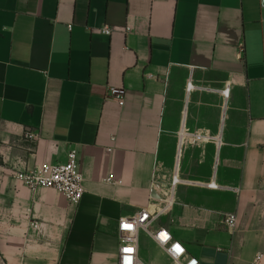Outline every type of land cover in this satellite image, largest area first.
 <instances>
[{
	"label": "crops",
	"instance_id": "1",
	"mask_svg": "<svg viewBox=\"0 0 264 264\" xmlns=\"http://www.w3.org/2000/svg\"><path fill=\"white\" fill-rule=\"evenodd\" d=\"M70 149L77 203L12 176ZM173 170L155 225L201 264H264L261 0H0V264H116L119 219ZM137 257L166 259L144 231Z\"/></svg>",
	"mask_w": 264,
	"mask_h": 264
},
{
	"label": "built area",
	"instance_id": "2",
	"mask_svg": "<svg viewBox=\"0 0 264 264\" xmlns=\"http://www.w3.org/2000/svg\"><path fill=\"white\" fill-rule=\"evenodd\" d=\"M101 32L108 35L110 28L101 27ZM124 89L108 87L106 95L114 99L117 104L122 105L124 99ZM222 94L226 96L228 89H224ZM28 137H33L31 133ZM12 176L25 187L34 190L37 188L52 189L67 199L70 203H77L83 192L82 176L78 170V159L75 149H70L67 158L63 162L43 163L35 165L28 170H13ZM180 179L176 171L173 170L169 182L164 185L155 179L152 174L148 185V197L152 204L148 207L140 208L133 217L120 218L117 223L118 238L120 244L117 250L116 264H143L137 257V242L139 231H144L150 239L161 249L170 264H201L200 260L190 254L185 244L176 239L172 233L164 226L155 222L170 207L174 187ZM106 183H120L112 173L104 178ZM209 189L222 188L213 179L207 181L194 182ZM223 224L229 230H233L236 224L234 216H224ZM32 226H35L33 223ZM151 226H154L151 231ZM130 250V251H126Z\"/></svg>",
	"mask_w": 264,
	"mask_h": 264
},
{
	"label": "rangeland",
	"instance_id": "3",
	"mask_svg": "<svg viewBox=\"0 0 264 264\" xmlns=\"http://www.w3.org/2000/svg\"><path fill=\"white\" fill-rule=\"evenodd\" d=\"M159 221H160V222H161V221H164V219H163L162 216H160ZM143 235H144V234H140V240H141V242H144V237H143ZM145 247H146V245H145ZM146 254H149V252H148L147 249H146ZM168 262H169V261H168L167 258H166V259H163V260H159V263H158V264H167Z\"/></svg>",
	"mask_w": 264,
	"mask_h": 264
},
{
	"label": "water",
	"instance_id": "4",
	"mask_svg": "<svg viewBox=\"0 0 264 264\" xmlns=\"http://www.w3.org/2000/svg\"><path fill=\"white\" fill-rule=\"evenodd\" d=\"M261 2L264 4V0H261Z\"/></svg>",
	"mask_w": 264,
	"mask_h": 264
},
{
	"label": "snow or ice",
	"instance_id": "5",
	"mask_svg": "<svg viewBox=\"0 0 264 264\" xmlns=\"http://www.w3.org/2000/svg\"><path fill=\"white\" fill-rule=\"evenodd\" d=\"M126 251H130V250H126Z\"/></svg>",
	"mask_w": 264,
	"mask_h": 264
}]
</instances>
